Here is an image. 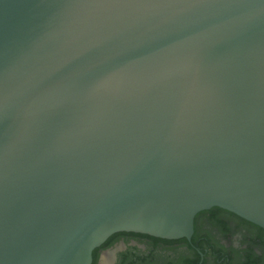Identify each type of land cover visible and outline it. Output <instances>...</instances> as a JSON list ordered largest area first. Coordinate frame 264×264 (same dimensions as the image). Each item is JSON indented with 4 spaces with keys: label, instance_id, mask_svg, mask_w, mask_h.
<instances>
[{
    "label": "water",
    "instance_id": "water-1",
    "mask_svg": "<svg viewBox=\"0 0 264 264\" xmlns=\"http://www.w3.org/2000/svg\"><path fill=\"white\" fill-rule=\"evenodd\" d=\"M212 207L264 229V0H0V264Z\"/></svg>",
    "mask_w": 264,
    "mask_h": 264
},
{
    "label": "flooded vegetation",
    "instance_id": "flooded-vegetation-1",
    "mask_svg": "<svg viewBox=\"0 0 264 264\" xmlns=\"http://www.w3.org/2000/svg\"><path fill=\"white\" fill-rule=\"evenodd\" d=\"M264 264V229L219 207L199 212L190 239L119 231L93 252L92 264Z\"/></svg>",
    "mask_w": 264,
    "mask_h": 264
},
{
    "label": "bare ground",
    "instance_id": "bare-ground-1",
    "mask_svg": "<svg viewBox=\"0 0 264 264\" xmlns=\"http://www.w3.org/2000/svg\"><path fill=\"white\" fill-rule=\"evenodd\" d=\"M105 262L103 263V264H109L108 262H109V260H108V258L107 257H105Z\"/></svg>",
    "mask_w": 264,
    "mask_h": 264
}]
</instances>
